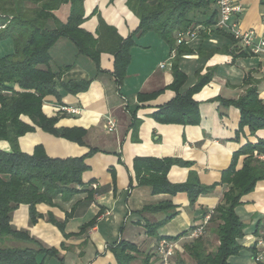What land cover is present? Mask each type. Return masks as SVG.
<instances>
[{
	"label": "crops",
	"instance_id": "crops-1",
	"mask_svg": "<svg viewBox=\"0 0 264 264\" xmlns=\"http://www.w3.org/2000/svg\"><path fill=\"white\" fill-rule=\"evenodd\" d=\"M234 1L244 8L239 16L241 27L255 29L257 36L264 38V0ZM83 5L88 18L82 27L93 34L99 26L98 15H101L108 25L115 27L122 37H127L138 28L139 19L129 9L126 0H85ZM70 9V4L65 3L55 11V16L59 21L66 22ZM95 10L97 14L94 16L92 13ZM49 25L54 27V20L49 21ZM195 33V37L188 45L195 50L202 46L201 54L196 51L182 52L179 55L180 67L188 75V81L183 89L196 82L197 70H201L202 74L208 70H215L213 80L195 94L201 113V122L198 125L161 124L150 117L157 106L175 96V91L166 87L173 81L171 71L176 51H171L169 45L155 34L148 33L132 48V60L120 89L111 73L114 67V56L111 53L101 54L98 70L94 61L79 54L75 44L68 38L59 39L51 48L52 70L58 72L67 65H70V68L56 80L61 101L55 95L46 96L43 110L49 117L57 116L59 112L64 114L59 118L57 127L86 129L85 145H79L37 128L34 132L20 137V149L33 153L35 146L42 144L50 157L59 159L81 156L89 151V147L99 148L100 151L86 160L90 168L83 173V182L87 188L100 189V192L95 194L93 202L87 209H78L68 219L66 224L68 237H64L59 228L49 222L47 217L51 213L58 221H64L66 212H71L74 202L84 199L86 193L63 203L64 209L39 204L37 209L42 218L34 225L30 224L29 207L25 204L15 210L11 220L15 228L27 230L44 246L59 248L64 264H117L110 245L121 238L138 244L146 253L155 251L158 239L147 235L144 224L147 220L162 221L168 214L157 212L141 215L138 213L139 210L146 205L171 201L176 206L178 214L161 226L158 233L160 237L177 236L200 224L203 213L215 208L226 189L224 184L217 185L211 193L200 196L193 206L186 193L154 194L151 187L138 186L136 183L131 187L130 177L133 175L135 157L172 156L193 162L191 166H173L169 172L170 181L184 182L189 172L194 170L198 173L200 182L211 185L220 181L222 171L231 163L232 153L248 141L264 139V129L251 133L249 128H245L240 140H234L239 128V109L234 106L225 107L219 101L213 100L217 97L236 99L244 95L250 86H256L260 98L264 101V58L252 55L239 43L232 44L225 36L209 35L202 26L197 27ZM227 46H230L231 50L237 46L238 50L206 56L205 48L226 49ZM13 52L12 39L0 41V56ZM75 80H91V83L86 91L78 94L66 92L63 84ZM160 89L163 90L155 99L144 102L137 111V117L142 123L138 130L139 141H134L128 111L139 104L138 93ZM70 106L78 108L79 112L63 110V107ZM109 115L117 120L115 132L107 130L106 118ZM0 147L5 150L11 148L9 143L4 141L0 142ZM243 161L244 157H241L238 168H242ZM113 172L116 174V191L112 187ZM242 201L238 213L246 224L247 236L243 241L245 248L241 253L244 264H255L250 247L259 238L264 239V180L259 181L251 193L244 195ZM93 218H96L94 226L81 231V227ZM208 235L214 239L210 228ZM5 241L8 240L5 238ZM175 241L176 252L185 257L184 245L189 240L182 236ZM63 242L65 247L61 248ZM214 244L215 247L218 245L217 239H214ZM15 246L35 248V245L21 242ZM236 258L237 256L231 257L230 263L232 264ZM48 261L47 259L46 264Z\"/></svg>",
	"mask_w": 264,
	"mask_h": 264
},
{
	"label": "trees",
	"instance_id": "trees-1",
	"mask_svg": "<svg viewBox=\"0 0 264 264\" xmlns=\"http://www.w3.org/2000/svg\"><path fill=\"white\" fill-rule=\"evenodd\" d=\"M65 3L71 6L70 14L66 22H61L55 16V11ZM84 3L85 0H0V41L12 39L14 44L13 53L0 56V142H7L11 147L10 150L0 147V239L14 238L35 245V248L0 246V264H46L49 258H57L60 264H64L59 248L44 246L27 230L15 228L11 220L13 213L22 204L28 205L30 224L34 225L42 218L37 209L39 204L64 209L63 203L86 193L84 199L74 202L71 212H66L64 221H58L51 213L47 217L64 237H68V219L78 209H87L95 194L100 192V189L87 188L83 182V173L90 168L86 160L100 151L99 148L89 147V151L81 156L59 159L50 157L42 144L36 145L33 153L20 149V137L34 132L37 128L85 145L86 129L57 127L59 118L64 114L59 112L57 116L49 117L43 110L46 96L55 95L61 101L56 80L70 68V65H67L55 72L50 66V50L59 39L68 38L72 41L78 53L91 58L98 70L101 54L111 53L114 56L111 73L120 89L132 60V48L148 33L155 34L169 45L171 51H176L171 71L173 81L166 87L174 90L175 96L157 106L150 117L161 124L185 126L200 124L201 113L195 94L213 80L215 70H208L205 74L197 70L196 82L183 89L188 75L180 67L179 55L182 52L196 51L201 54L202 46L195 50L186 43H178L179 33L195 31L197 27L202 26L209 35H222L230 39L232 44L238 43L229 31L217 26V0H126L129 9L139 19L138 28L127 37L120 36L117 29L108 25L101 15H98L99 26L95 34L84 29L82 25L88 18ZM92 14L95 16L97 10ZM52 20L55 22L54 27L49 25ZM204 34L206 36V33ZM233 49L238 50L237 46ZM232 50L230 46L226 49L205 48L208 57L218 52L231 53ZM90 83L91 80L69 81L63 84V88L68 93L78 94L86 91ZM162 90L138 93L139 104L128 111L134 141H139L138 130L142 123L137 117V111L144 102L155 99ZM213 100L219 101L225 107L234 106L239 109V128L234 140H240L245 128H249L251 133L264 129V101L260 98L256 86H250L244 95L236 99L217 97ZM256 151L264 154L263 138H257L255 142L248 141L232 153L231 163L222 171L220 181L211 185L200 182L198 173L194 170L189 172L184 182L170 181L169 172L173 166H191L193 162L172 156L134 158L131 187L136 183L138 186L151 187L154 194L186 193L193 206L200 196L211 193L217 185H226L215 208L203 213L204 217L212 211L208 228L218 240V245L215 247L214 239L208 233L196 239H189L184 245L188 258L178 255L175 251L171 264H231V257L239 255L245 248L243 241L247 236L246 224L238 213V207L243 204L244 195L251 193L257 183L264 180V160L254 154ZM241 157H244L243 165L238 168ZM112 187L116 191L114 172ZM157 212H166L168 215L162 221L147 220L144 224L147 235L158 239L155 251L146 253L138 244L121 238L110 245L117 264H161L158 242L163 238L178 240L194 227L177 236L160 237L159 228L175 217L178 211L171 201L146 205L138 211L141 215ZM95 223L96 218L89 220L81 227V231L90 229ZM64 245L63 242L61 248H64ZM250 249L254 259L259 249L256 244Z\"/></svg>",
	"mask_w": 264,
	"mask_h": 264
},
{
	"label": "built area",
	"instance_id": "built-area-1",
	"mask_svg": "<svg viewBox=\"0 0 264 264\" xmlns=\"http://www.w3.org/2000/svg\"><path fill=\"white\" fill-rule=\"evenodd\" d=\"M218 7V20L217 26L229 31L235 40L246 49L249 53L256 56H262L264 58V38H259L255 29H243L241 27L239 16L243 12L244 8L240 3H236L234 0H217ZM195 31H184L179 33L178 43L188 44L194 37ZM63 110L78 113L79 109L74 107H63ZM106 127L109 132H115L117 130V120L114 116H107ZM254 154L261 160H264V154L254 152ZM212 215V211L208 212L202 219V222L195 225L185 238L196 239L204 236L208 233L209 221ZM258 247V252L254 256V261L260 264H264V240L259 238L254 243ZM177 248V241L169 240L167 238L161 239L158 242L157 249L161 258V264H171V258L173 257Z\"/></svg>",
	"mask_w": 264,
	"mask_h": 264
},
{
	"label": "rangeland",
	"instance_id": "rangeland-1",
	"mask_svg": "<svg viewBox=\"0 0 264 264\" xmlns=\"http://www.w3.org/2000/svg\"><path fill=\"white\" fill-rule=\"evenodd\" d=\"M213 237H214V239H216L215 236H213ZM6 240H8V241H5V239L4 240L3 239L2 240L0 239V246H5V247L6 246H15V245H17L20 242L34 246V244H32V243H29V242H26V241H19V240L14 239V238H6ZM183 255H185V257H187L186 256L187 254H183ZM240 255H242V256L240 257ZM189 260H191V259L189 258ZM236 261L239 262V264H242V263L244 264V257H243V254L242 253L239 254V255H237V258L233 260L232 264H237ZM254 263L255 264H259L257 262H254ZM47 264H60V263H59V261H58L57 258H49V261L47 262Z\"/></svg>",
	"mask_w": 264,
	"mask_h": 264
}]
</instances>
